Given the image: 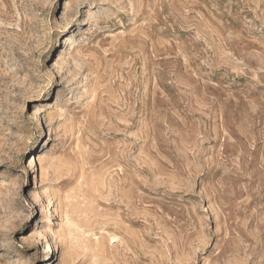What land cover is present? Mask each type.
I'll list each match as a JSON object with an SVG mask.
<instances>
[{
	"label": "rangeland",
	"instance_id": "rangeland-1",
	"mask_svg": "<svg viewBox=\"0 0 264 264\" xmlns=\"http://www.w3.org/2000/svg\"><path fill=\"white\" fill-rule=\"evenodd\" d=\"M0 264H264V0H0Z\"/></svg>",
	"mask_w": 264,
	"mask_h": 264
}]
</instances>
